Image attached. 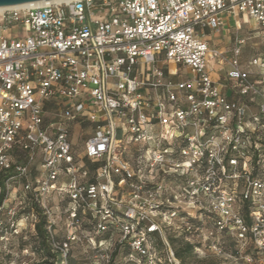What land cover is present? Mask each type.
<instances>
[{"label": "built area", "instance_id": "2783aa9c", "mask_svg": "<svg viewBox=\"0 0 264 264\" xmlns=\"http://www.w3.org/2000/svg\"><path fill=\"white\" fill-rule=\"evenodd\" d=\"M244 15L264 29V0H62L0 11V170L14 172L8 187L24 180L18 201L0 205V244L36 230L34 201L47 216L56 264H68L84 240L97 264H112L116 235L129 245V264H158L151 234L180 264L165 227L183 208L191 217L215 213L217 229L264 255V178L253 173L261 160L248 159L261 151L264 88L241 68L246 38L234 40L225 73L232 86L207 70L208 58L222 68L226 60L208 33ZM253 64L262 69L264 59ZM225 87L259 97V112ZM73 124L91 128L83 156ZM129 143L140 144L133 163L124 156ZM54 193L62 210L50 203ZM185 230L194 226L187 221Z\"/></svg>", "mask_w": 264, "mask_h": 264}, {"label": "rangeland", "instance_id": "374dc122", "mask_svg": "<svg viewBox=\"0 0 264 264\" xmlns=\"http://www.w3.org/2000/svg\"><path fill=\"white\" fill-rule=\"evenodd\" d=\"M238 21L240 23L239 27H235L236 19L230 18L227 20L225 27L231 29L221 30L220 32L213 31L211 35L209 32L208 40H211L212 43L214 42L224 52L226 60L224 68H222L217 62L208 58L207 70H212L211 76L213 79H221L224 82L225 77L221 73H223L222 71L226 73L230 69L234 40L237 35H242L246 38V44L240 56L241 68L247 73L250 80L261 88H264V76L261 75V72H264V68L261 69L253 64L254 58L264 59V29L262 26H258L248 15L239 16ZM6 35L9 36L8 33ZM214 68L217 70H214ZM184 73L186 74L187 71ZM182 76L183 73L179 71V74L175 75V80H180ZM228 86H232L231 82L228 83ZM234 98L247 103L251 114L259 112V105L257 104L260 101L259 97H245L234 92ZM58 114L59 110L51 111L49 117L51 120H56ZM72 129L75 150L79 156H83L84 143L91 128L87 125L73 124ZM151 130L157 132L154 127ZM259 136L261 139H257V142L259 148H261L260 154H254L255 156L251 154L252 156H249L248 159H255V161L258 159L261 160L259 165L257 163L255 164L253 173L258 177L264 178V129L260 130ZM124 147L126 150L124 156L130 159L132 163L136 161L138 157L137 149L140 148V144L129 143L124 145ZM153 149V146H151L146 150L145 157L147 160L151 159ZM17 158L23 160V154L18 152L16 154ZM155 179H158V175L154 176ZM23 188V179L11 180L8 187L6 203H15L18 201L15 199V194H18ZM50 203L54 206V209L59 208L58 210H62L65 205V201L56 193L51 195ZM21 211H28V207H25ZM243 212H247V210L244 209ZM190 213L193 217L188 215L187 209L183 208L182 214L174 220L173 225L165 227V234L170 245L175 253L178 254L179 252L181 254L180 256L177 255L179 258L176 256L180 260V264H264V255L258 253L250 242L238 240L234 234L216 228L215 222L217 215L215 213L202 214L197 209ZM84 220L87 222V218H84ZM187 221L194 226V230H185V223ZM66 226L67 219H60L57 226L60 237L65 235ZM35 234L36 231L29 226L23 233L11 236L7 247L0 244V264H46L45 259L49 258L51 254L48 255L47 250L41 251L39 249L41 244ZM117 238L118 236L116 235L114 243L115 246H118V249L115 252L113 262L114 264H129L128 259L131 253L129 245L126 243L118 245ZM149 245L159 260L158 264H172L169 261L167 242L164 238L159 234H151ZM191 246L193 248H190ZM249 255L254 256L253 262L247 261L246 258ZM133 258L138 260L141 256L134 254ZM71 263L97 264L96 253L89 248L87 241L84 240L73 245L72 257L68 261V264Z\"/></svg>", "mask_w": 264, "mask_h": 264}, {"label": "trees", "instance_id": "16d2710c", "mask_svg": "<svg viewBox=\"0 0 264 264\" xmlns=\"http://www.w3.org/2000/svg\"><path fill=\"white\" fill-rule=\"evenodd\" d=\"M12 175H14L13 171L0 170V205L7 198L8 179L10 177H12ZM29 195H30V197L32 196L31 193ZM29 207H35L36 210L38 211L39 220L36 224V230H35L36 234L35 235L37 236V239H39V243L41 244L39 249L41 251L47 250L48 255L51 254L49 258L45 259V263L46 264H54L57 260L60 259V257L58 254L52 252L51 247H50L49 242H48L49 234H48V229H47V226H48L47 216L42 211V209L39 208V206L34 203V201H31V204H29ZM8 245H9V242H7V246ZM190 248H193V246H191ZM117 249H118V246H115L114 256H115V252ZM177 255L180 256L181 254L178 252V254L176 253V256ZM71 257H72V254H71ZM50 259H53V260H50ZM71 264H76V263H71ZM113 264H114V262H113Z\"/></svg>", "mask_w": 264, "mask_h": 264}, {"label": "bare ground", "instance_id": "6f19581e", "mask_svg": "<svg viewBox=\"0 0 264 264\" xmlns=\"http://www.w3.org/2000/svg\"><path fill=\"white\" fill-rule=\"evenodd\" d=\"M53 1H62V0H39V1H32L22 4H16V5H9V6H0V11L4 10L5 8H13V7H20V6H39L43 4H47Z\"/></svg>", "mask_w": 264, "mask_h": 264}, {"label": "crops", "instance_id": "0c3cea01", "mask_svg": "<svg viewBox=\"0 0 264 264\" xmlns=\"http://www.w3.org/2000/svg\"><path fill=\"white\" fill-rule=\"evenodd\" d=\"M239 25H240V23H239L238 19H236V26L239 27ZM236 26H235V27H236ZM226 29H231V28L228 27V28H226ZM224 30H225V29H224ZM211 33H212V32H210V35H211ZM208 34H209V33H208ZM240 36L243 37L242 35H240ZM209 41H210V43H211L212 46L217 47V45H216L214 42L212 43L211 40H209ZM222 72H223L224 74H223V73H221V74L224 75V77H225V72H224V71H222ZM223 81H224V83H227V84L229 83V82L226 81L225 79H224ZM224 91H225L226 93L230 94L231 96H233V94H234V93H233V90H232L231 88H226V89H224ZM154 129H156V131H157V130H158V127H154ZM15 195H16V194H15Z\"/></svg>", "mask_w": 264, "mask_h": 264}, {"label": "water", "instance_id": "95a60500", "mask_svg": "<svg viewBox=\"0 0 264 264\" xmlns=\"http://www.w3.org/2000/svg\"><path fill=\"white\" fill-rule=\"evenodd\" d=\"M32 1H39V0H0V6L16 5V4H22Z\"/></svg>", "mask_w": 264, "mask_h": 264}]
</instances>
